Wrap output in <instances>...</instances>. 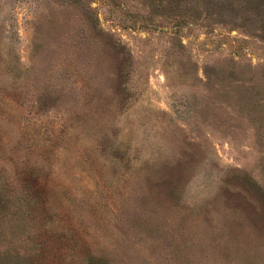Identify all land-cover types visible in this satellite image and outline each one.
I'll use <instances>...</instances> for the list:
<instances>
[{
  "label": "rangeland",
  "instance_id": "374dc122",
  "mask_svg": "<svg viewBox=\"0 0 264 264\" xmlns=\"http://www.w3.org/2000/svg\"><path fill=\"white\" fill-rule=\"evenodd\" d=\"M0 264H264V0H0Z\"/></svg>",
  "mask_w": 264,
  "mask_h": 264
}]
</instances>
